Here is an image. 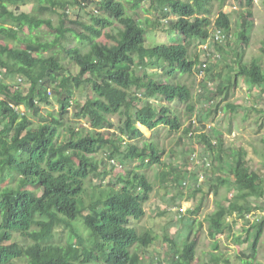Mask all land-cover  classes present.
<instances>
[{
  "label": "trees",
  "instance_id": "obj_1",
  "mask_svg": "<svg viewBox=\"0 0 264 264\" xmlns=\"http://www.w3.org/2000/svg\"><path fill=\"white\" fill-rule=\"evenodd\" d=\"M97 1L101 16L93 15L90 24L85 26L73 21L67 27L69 8L83 9L84 4L79 0H0V264L140 263L138 248L150 246L154 239L150 232H138L128 224L145 217V204L155 190V183L144 172L126 170L118 178L123 184L121 189L102 201L100 207L85 208L82 196L86 193V181L96 171L95 156L103 152L111 163L119 158L126 163L146 158L161 165L165 150L143 141L137 125L153 131L159 127L179 131L183 127L180 118L167 107L156 108L151 99L161 97L167 102L184 101L188 105L192 98L191 87L171 79L177 74L191 77L195 68L199 74L208 76L211 73L208 63L221 58L231 31L230 18L223 11L228 0H147L149 11H157L164 18L170 13L176 16L175 21L169 22V28L174 38L185 36L186 40L146 47V27L134 17H139L137 11L146 0ZM238 1L242 6L238 40L243 46L237 50L232 67L228 66L233 81L218 83L215 89L209 88L207 81L201 82L200 96L207 104L217 97L228 101L234 83L240 78L249 86L258 87L264 97L261 60L244 61V49L250 41L248 32L254 25V0ZM27 5H33L31 12L20 11V7ZM126 5L134 16L127 12ZM46 13L58 15L60 23L55 28L54 41L42 44L35 40L39 37L34 34L43 27L53 29L51 21L42 18ZM113 23L118 26L115 36L105 33ZM149 24L146 20V26ZM79 26L86 29L85 34ZM211 30H221L224 41H209L203 59L193 58L190 43L203 45L209 40ZM69 35L88 45L85 51L77 46L59 48L77 68L76 74H70L51 54ZM46 53L51 55L45 57ZM261 54L264 56V44ZM150 66H159L163 76L152 79L146 72ZM81 89L91 94L81 113L91 130L83 134L70 128V138L58 143L75 92ZM51 93L56 97L58 111L41 115L42 106L52 105ZM227 109L234 111L235 107L227 105ZM26 113L37 117L39 123L27 118ZM116 114L123 120L118 133L111 134L110 117ZM209 118L212 116L198 119L205 130L198 135V140L214 154V162L221 164L223 147L212 144L203 126L204 120ZM191 129L190 126L185 134L191 133ZM20 130L25 131L23 137ZM194 136L192 131L191 137ZM262 143L264 145V138ZM231 152L227 149V155ZM246 155L243 149L234 151L229 157V177L214 178L212 191L216 195L221 186L234 194L231 199L220 198L216 210L209 216L212 236L223 227L228 214L242 216L264 210V174L251 169ZM200 162L196 165L189 158L191 167H202L205 172L194 173L193 184L198 183L199 178L204 182L212 166L210 159L207 163ZM167 168L169 170H162L159 177L164 185L172 176L169 172L176 173L171 166ZM179 179L178 174L176 180ZM7 180L15 184L7 185ZM199 187L195 191H200ZM250 200H257L258 204ZM78 216L96 238L89 248L73 230L72 222ZM57 223L68 229L70 241L65 245L43 244ZM263 228L264 217L244 229L243 234L234 236L235 244L250 245L251 252L243 254L246 259L241 264H253ZM195 249L196 242L189 232L181 248L174 253L172 264H192ZM220 262L218 256L212 254L204 264Z\"/></svg>",
  "mask_w": 264,
  "mask_h": 264
},
{
  "label": "rangeland",
  "instance_id": "obj_2",
  "mask_svg": "<svg viewBox=\"0 0 264 264\" xmlns=\"http://www.w3.org/2000/svg\"><path fill=\"white\" fill-rule=\"evenodd\" d=\"M79 1L84 4L82 6L83 9L80 7L69 8L67 27L73 21H77L84 26L88 25L93 15H102L97 8V0ZM238 3V0H228L227 5L223 9L230 18L231 31L227 42H225L226 44L224 43L223 45L224 51L220 55L221 58L216 61L211 60L208 63L211 73L208 76L204 74L201 77L195 68L191 77L177 74L175 78L171 79L172 82L191 87L192 98L188 105L184 101L167 102L161 97L151 99L156 108L167 107L176 114L180 118L183 127L179 131L171 130L168 127H159L153 131L137 125L143 134V141L155 143L159 149L165 150V155L161 158V165H155L146 158L134 160L130 163L123 162L119 158L115 159L114 163H111L103 152L95 156L93 164L96 167V171L86 181V193L82 196L85 208L90 205L100 207L102 201L121 189L123 184L118 178L124 175L126 170L144 172L155 183V190L150 200L145 204V217L139 221L131 220L128 224L138 232H150L154 239L150 246L138 248L141 257L139 264H172L174 253L181 248L189 232H191V239L196 242V254L192 264H204L211 259L212 254L218 256L221 261L220 264H241L246 259L243 254L251 252L249 244H235L234 236L243 234L244 229L263 218L264 210L252 211L242 216H238L236 213L228 214L224 219L223 227L217 233L215 232L216 234L213 233V236L210 235L211 222L209 221V216L216 210L217 202L220 198L228 197L231 199L232 194H234L229 193L227 187L223 186L218 188V195L212 191V186L215 183L214 178L229 177L228 169L231 162L229 157L234 151L237 152L239 149H243L247 154L246 160L251 169L259 175L264 174V145L262 143L264 138V97L261 96L258 87L249 86L241 78L238 79L237 83H234L228 101H223L221 97H217L214 101L207 104L203 97L200 96V92L203 91L201 87V82L203 81H207V85L211 89H215L218 83L224 84V82L233 81V73L228 66L232 67L237 50L243 46L238 40L240 12L242 11V6ZM148 6V1H144L137 11L139 14V17H137L126 5L127 12L136 17V20H139L144 28L146 27V47L162 44L170 45L177 42L178 39H181V42L186 40L185 36L174 38V33L169 28V22L176 20V16L173 13L164 18L157 11H149ZM32 7L33 5L23 6L20 7V11L31 12ZM253 13L254 25L248 32L250 41L244 49V61L248 63L254 59H259L264 68V56L261 54V46L264 44L263 0H254ZM42 18L50 20L53 29L49 30L47 27H43L38 33L34 34L39 37L35 40L42 44H49L54 41L55 28L59 25L60 19L58 15L48 13L44 14ZM146 20L150 23L148 26H146ZM157 21L160 22L159 25L152 26ZM117 28V24L113 23L110 28L106 29L105 33L115 36L118 32ZM78 29L85 34V28L82 30L79 26ZM101 41L112 43L106 39H101ZM57 46L59 47L55 48L51 54L55 55L56 60L65 70H68L70 74H76L77 68L72 65L69 58L59 48L77 46L85 51L88 46L87 43L77 41L74 36L69 35L60 41ZM189 46L193 58L198 56L199 59H203L204 54L201 45H197L192 41ZM20 47L23 48V46ZM51 54L46 53L45 57ZM146 72L152 79H158L163 76V71L159 66H150L146 69ZM90 96L91 94L87 89L75 92L71 107L68 109L65 125L61 128L58 143L67 141L70 138V128L83 134L90 132L89 123L81 117L84 102ZM49 100L52 105L49 107L42 106L41 115L47 111H58V103L53 93L49 95ZM227 105L234 106V111L227 109ZM209 112L212 113L209 114ZM26 115L35 124L39 123L37 117H34L31 113H26ZM208 115L212 116V118L204 120L203 126L206 128L210 125L211 128L206 131L208 132L206 135L211 138L212 144H221L223 147L224 153H222L223 161L221 164L214 162V154L209 152L208 148L198 140V135L205 131L203 127L191 123L193 120L198 123V119L205 118ZM110 118L113 128L109 133L116 134L123 117L116 114ZM190 126L191 130L195 132L194 137L185 134V131L189 130ZM97 131L106 133V131L101 129ZM19 132L20 137H23L25 131L20 130ZM138 144H140L139 146L142 145L141 142ZM227 149L232 150L230 155H227ZM193 154H197L200 160L210 159L212 162L211 169L206 172L208 177H205L204 182L202 179L199 187L200 191H195L197 189L195 184H193V174L197 172L205 174V172L202 167L194 168L188 164L189 158ZM167 166L175 169L176 173L175 171L169 172L172 176H169L167 183L164 185L159 180V177L162 170H169ZM184 172L186 173L184 174ZM178 174L181 175L179 181L176 180V175ZM184 182L187 183V186H183ZM5 184L11 185L15 184V182L7 180ZM250 201L258 204L257 200ZM241 204L245 205L246 202ZM194 208L197 209L192 213ZM72 226L74 232L84 241L86 248L90 247L92 240L96 241V238L92 237L81 217H76L72 222ZM16 238L18 237L16 236ZM69 241L68 229L57 223L42 243L65 245ZM252 262L253 264H264V228ZM17 264H22V262Z\"/></svg>",
  "mask_w": 264,
  "mask_h": 264
},
{
  "label": "built area",
  "instance_id": "obj_3",
  "mask_svg": "<svg viewBox=\"0 0 264 264\" xmlns=\"http://www.w3.org/2000/svg\"><path fill=\"white\" fill-rule=\"evenodd\" d=\"M224 39H225V37H224V34H223V32H222L221 30H211L209 40H208L207 42H205L203 45H201V49H202L203 54H207L208 43H209V41H214V42H216V43H222V42L224 41ZM213 56H214V55H213ZM215 57H217V56H215ZM205 66H206V65H203V67H205ZM199 75L202 77L203 73H200ZM19 82H20V84H22L21 81H19ZM18 84H19V83H18ZM18 84H17L15 87H17ZM22 85H23V84H22ZM19 87H21V86H19ZM17 88H18V87H17ZM13 108H14V107H13ZM14 109L18 111L17 108H14ZM193 124L196 125L195 120H193ZM210 128H211V127H210V125H209V126L206 127V130H209ZM191 135H192V132L189 133V136H191ZM191 160H193L194 163H195L196 165L201 163V162H200L201 160H200V158L197 156V154H193V155L191 156ZM202 161H204V162L207 163V160H206V159H203ZM201 182H202V178H199V179H198V183H195V187L198 188V187L200 186ZM183 186H187V183L184 182V183H183Z\"/></svg>",
  "mask_w": 264,
  "mask_h": 264
},
{
  "label": "clouds",
  "instance_id": "obj_4",
  "mask_svg": "<svg viewBox=\"0 0 264 264\" xmlns=\"http://www.w3.org/2000/svg\"><path fill=\"white\" fill-rule=\"evenodd\" d=\"M195 122H196V125H199L198 123H197V121L195 120ZM192 124H193V121L191 122ZM193 125H195V124H193ZM192 132V131H191ZM189 135V134H188Z\"/></svg>",
  "mask_w": 264,
  "mask_h": 264
}]
</instances>
